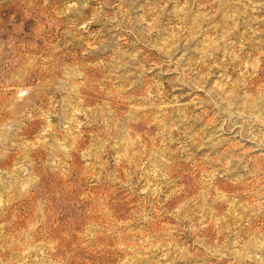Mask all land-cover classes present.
Listing matches in <instances>:
<instances>
[{"label":"rangeland","instance_id":"374dc122","mask_svg":"<svg viewBox=\"0 0 264 264\" xmlns=\"http://www.w3.org/2000/svg\"><path fill=\"white\" fill-rule=\"evenodd\" d=\"M0 264H264V0H0Z\"/></svg>","mask_w":264,"mask_h":264}]
</instances>
